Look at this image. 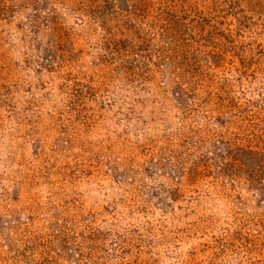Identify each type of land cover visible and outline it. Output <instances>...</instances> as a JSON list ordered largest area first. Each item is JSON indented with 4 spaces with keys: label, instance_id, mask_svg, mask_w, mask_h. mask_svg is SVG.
<instances>
[{
    "label": "rangeland",
    "instance_id": "obj_1",
    "mask_svg": "<svg viewBox=\"0 0 264 264\" xmlns=\"http://www.w3.org/2000/svg\"><path fill=\"white\" fill-rule=\"evenodd\" d=\"M259 160L264 0H0V264H264Z\"/></svg>",
    "mask_w": 264,
    "mask_h": 264
},
{
    "label": "trees",
    "instance_id": "obj_2",
    "mask_svg": "<svg viewBox=\"0 0 264 264\" xmlns=\"http://www.w3.org/2000/svg\"><path fill=\"white\" fill-rule=\"evenodd\" d=\"M243 151H246V150H243ZM250 152H255V151L250 150ZM256 153L261 156V154H259L258 152H256ZM255 165H257V167H259V168H264V160H259V163H255Z\"/></svg>",
    "mask_w": 264,
    "mask_h": 264
}]
</instances>
